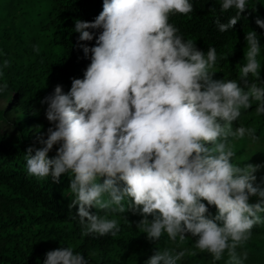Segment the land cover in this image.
<instances>
[{
    "label": "clouds",
    "instance_id": "1",
    "mask_svg": "<svg viewBox=\"0 0 264 264\" xmlns=\"http://www.w3.org/2000/svg\"><path fill=\"white\" fill-rule=\"evenodd\" d=\"M219 5L222 14L235 13L226 22L216 19L221 33L255 10L250 0ZM193 11V0H103L94 21L77 19L78 42L95 38L94 46L79 44L90 64L68 92L57 85L42 98L52 126L46 139L42 131L32 141L41 146L27 147L26 170L56 183L69 177V208L77 206L85 236H116L120 224L109 214L131 210L143 217L137 227L147 239L166 235L176 243L144 264H183L197 254L180 247L190 237L212 264H247L243 248L254 226L264 224V177L257 182L256 175L264 165L237 164L234 141L261 140L241 117L253 104L264 116V45L261 34L247 31L238 76L214 79L216 47L199 49L170 23L172 15ZM255 24L264 29V16ZM9 64L0 63V77ZM7 89L0 82V131L13 140L17 113L10 107L17 93ZM93 207L104 214L90 212ZM45 255L43 264H89L71 246Z\"/></svg>",
    "mask_w": 264,
    "mask_h": 264
},
{
    "label": "trees",
    "instance_id": "2",
    "mask_svg": "<svg viewBox=\"0 0 264 264\" xmlns=\"http://www.w3.org/2000/svg\"><path fill=\"white\" fill-rule=\"evenodd\" d=\"M33 1L47 2L45 15L27 19L22 14L0 24V63L5 59L10 62L0 82H7L6 93H17L10 107L17 113L13 140L0 131V264H43L48 251L67 246L84 254L89 264H144L157 249L175 247L176 243L168 241L166 235L159 241L147 239L137 227L143 217L131 210L124 215L109 214L120 224L116 236H85L77 206L69 208L73 198L69 177L62 175L56 183L50 177L37 178L27 173L24 159L27 147L35 144L32 141L42 131L46 139L47 129L52 126L46 119L47 105L41 104L42 98L53 93L57 85H62L64 92H68L72 78H83L90 64L79 44L94 46L95 38L78 42L75 21H94L102 11L103 3V0ZM193 3V13L172 15L170 23L180 29L185 39H192L199 49L207 51L210 46L216 47L218 63L214 79L236 78L247 46V31L252 29L261 34L264 45V29L255 24L257 16H264V0H250L255 10L247 9L234 29L225 33L219 32L216 19L226 22L235 14L234 10L222 14L219 0H193ZM261 62L260 79L264 80V50ZM241 122L254 127L261 140L258 143L247 139L234 141L235 162L241 166L248 163L264 165V116L255 114L253 104L243 113ZM238 126V122H234V127ZM207 146L211 147V144ZM57 147L53 146L50 157ZM262 172L264 168L259 170ZM203 202L207 204V201ZM98 211L104 214L94 207L90 209L92 213ZM209 211L214 215L215 206H209ZM252 231L253 237L243 248L248 253L247 264H264V224L254 226ZM194 239L190 237L180 245L197 253L186 255L183 264H212L210 254L194 248ZM216 264H224V260Z\"/></svg>",
    "mask_w": 264,
    "mask_h": 264
},
{
    "label": "rangeland",
    "instance_id": "3",
    "mask_svg": "<svg viewBox=\"0 0 264 264\" xmlns=\"http://www.w3.org/2000/svg\"><path fill=\"white\" fill-rule=\"evenodd\" d=\"M46 3L34 2L33 0H0V24L11 21L22 14L27 19L38 18L39 14L43 16L47 12ZM256 175L258 177L257 182H259V178L264 177V172L259 173L258 171Z\"/></svg>",
    "mask_w": 264,
    "mask_h": 264
}]
</instances>
